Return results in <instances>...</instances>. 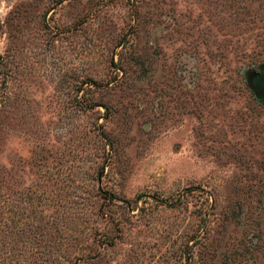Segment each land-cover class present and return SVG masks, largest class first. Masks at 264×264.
<instances>
[{"label":"rangeland","instance_id":"1","mask_svg":"<svg viewBox=\"0 0 264 264\" xmlns=\"http://www.w3.org/2000/svg\"><path fill=\"white\" fill-rule=\"evenodd\" d=\"M262 65L264 0H0V264H264Z\"/></svg>","mask_w":264,"mask_h":264},{"label":"flooded vegetation","instance_id":"2","mask_svg":"<svg viewBox=\"0 0 264 264\" xmlns=\"http://www.w3.org/2000/svg\"><path fill=\"white\" fill-rule=\"evenodd\" d=\"M252 75L251 76H252L253 81H255V83H257L256 85H259V82H261L264 86V65H262L261 67H258V66L255 67V69H253ZM259 89H261V88H259ZM262 89H263L262 92L264 93V87Z\"/></svg>","mask_w":264,"mask_h":264}]
</instances>
